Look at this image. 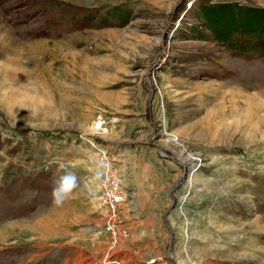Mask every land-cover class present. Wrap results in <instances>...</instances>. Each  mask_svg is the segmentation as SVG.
I'll use <instances>...</instances> for the list:
<instances>
[{
  "label": "rangeland",
  "instance_id": "obj_1",
  "mask_svg": "<svg viewBox=\"0 0 264 264\" xmlns=\"http://www.w3.org/2000/svg\"><path fill=\"white\" fill-rule=\"evenodd\" d=\"M198 2L264 10V0H0V264H111L147 215L161 257L148 264H169L161 214L180 162L190 173L165 216L170 259L264 264V51L214 41ZM105 163L124 201L115 242L103 229ZM64 175L75 187L57 205ZM127 244L113 264H143Z\"/></svg>",
  "mask_w": 264,
  "mask_h": 264
},
{
  "label": "trees",
  "instance_id": "obj_2",
  "mask_svg": "<svg viewBox=\"0 0 264 264\" xmlns=\"http://www.w3.org/2000/svg\"><path fill=\"white\" fill-rule=\"evenodd\" d=\"M194 16L200 27L210 37L226 48L236 50L264 51V10L238 2H198ZM125 16L119 15L124 23ZM200 39L205 34L199 35ZM254 40L255 43L245 40Z\"/></svg>",
  "mask_w": 264,
  "mask_h": 264
},
{
  "label": "crops",
  "instance_id": "obj_3",
  "mask_svg": "<svg viewBox=\"0 0 264 264\" xmlns=\"http://www.w3.org/2000/svg\"><path fill=\"white\" fill-rule=\"evenodd\" d=\"M147 213L144 214V216ZM124 216V215H123ZM147 219H152V215L147 217H144V222L143 225L141 223V221H138V225L137 226H132L131 229V233L134 235L137 234V237H133L129 240H125L123 241V243H121V245H117L115 251H112V258H111V264H113L115 261H121L122 258L124 257V254L126 253V251H124L125 245L127 242H129L128 248H130L131 250L134 249L137 251V257H135L132 254V258H134L137 261H141L143 264H148L151 261H156V260H160L161 257L158 256L156 254V249L158 247H160L159 244V239L155 237V235L152 237V231L154 230V233H157V229H155L154 224H152L151 222H147ZM154 219V218H153ZM125 222V221H124ZM126 225V222H125ZM122 226V225H120ZM154 227V229H153ZM126 234V233H125ZM125 234L123 233L121 236H125ZM131 234V236H132ZM117 239V241H119V238ZM131 240V241H130ZM117 243V242H116ZM120 244V243H118ZM133 250V251H134ZM132 251V252H133ZM155 252V254H154ZM119 254L118 256H115V254ZM116 258V259H115Z\"/></svg>",
  "mask_w": 264,
  "mask_h": 264
},
{
  "label": "built area",
  "instance_id": "obj_4",
  "mask_svg": "<svg viewBox=\"0 0 264 264\" xmlns=\"http://www.w3.org/2000/svg\"><path fill=\"white\" fill-rule=\"evenodd\" d=\"M96 126L101 125V121L95 120ZM105 170L101 173L99 187L101 190V199L106 207V218L103 225L104 231L108 234L111 242H115L117 239V227H120L118 223L121 205L123 201V195H121V186L118 183L117 177L107 163H105ZM193 165L188 166L189 169L195 168ZM189 172V170H187ZM190 173V172H189Z\"/></svg>",
  "mask_w": 264,
  "mask_h": 264
},
{
  "label": "water",
  "instance_id": "obj_5",
  "mask_svg": "<svg viewBox=\"0 0 264 264\" xmlns=\"http://www.w3.org/2000/svg\"><path fill=\"white\" fill-rule=\"evenodd\" d=\"M151 97V96H150ZM149 97V98H150ZM172 138H174L173 136H172ZM162 155H164V156H167V157H169L167 154H165V153H163ZM180 165L182 166V171H181V174L179 175V177L177 178V181L180 179V178H182L186 173H187V166H186V164H182V163H180ZM177 181L173 184V186H172V188L168 191V193L170 194V204H169V206L162 212V214H161V219H162V221H163V223H164V225H166V227H167V229H168V231H169V240H168V245H167V248H166V260H167V262L169 263V264H176L175 262H173L171 259H170V257H169V254H170V251H171V246H172V242H173V239H172V232L170 231V228H169V226H168V224H167V221H166V219H165V216L167 215V213L171 210V208H173V206L175 205V198H174V196H172L173 195V193H174V191L176 190V188H177Z\"/></svg>",
  "mask_w": 264,
  "mask_h": 264
},
{
  "label": "clouds",
  "instance_id": "obj_6",
  "mask_svg": "<svg viewBox=\"0 0 264 264\" xmlns=\"http://www.w3.org/2000/svg\"><path fill=\"white\" fill-rule=\"evenodd\" d=\"M76 178L72 175H64L60 177L57 186L53 189L52 197L54 204L62 203L63 199L75 187Z\"/></svg>",
  "mask_w": 264,
  "mask_h": 264
},
{
  "label": "bare ground",
  "instance_id": "obj_7",
  "mask_svg": "<svg viewBox=\"0 0 264 264\" xmlns=\"http://www.w3.org/2000/svg\"><path fill=\"white\" fill-rule=\"evenodd\" d=\"M185 161V160H184ZM180 163H182V162H180ZM182 164H184V163H182ZM188 172V171H187ZM172 196H174V195H172ZM174 198H176V197H174ZM168 224V223H167ZM168 226H169V224H168Z\"/></svg>",
  "mask_w": 264,
  "mask_h": 264
}]
</instances>
